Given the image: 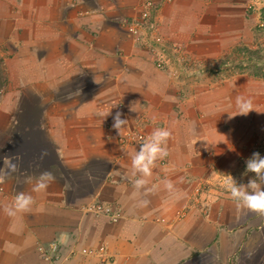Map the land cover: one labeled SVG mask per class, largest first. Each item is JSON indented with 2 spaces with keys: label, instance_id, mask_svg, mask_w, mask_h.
Returning a JSON list of instances; mask_svg holds the SVG:
<instances>
[{
  "label": "crops",
  "instance_id": "0c3cea01",
  "mask_svg": "<svg viewBox=\"0 0 264 264\" xmlns=\"http://www.w3.org/2000/svg\"><path fill=\"white\" fill-rule=\"evenodd\" d=\"M247 4L0 0V168L5 156L19 165L0 184V264H37V243L55 238L76 251L65 264H264V216L238 209L225 189L227 175L244 184L253 176L244 175L253 152L264 156V58L261 66L239 54L259 47ZM158 40L164 68L145 48ZM223 58L235 68L207 69ZM238 95L253 100L247 116H231ZM109 110L128 120L120 135L172 133L148 195L132 182L139 147L119 145L112 115H100ZM45 171L55 181L32 192ZM211 184L213 195L198 193ZM19 192L35 203L7 216L3 205ZM140 199L150 203L137 207ZM95 200L117 219L82 210Z\"/></svg>",
  "mask_w": 264,
  "mask_h": 264
},
{
  "label": "clouds",
  "instance_id": "9594fccd",
  "mask_svg": "<svg viewBox=\"0 0 264 264\" xmlns=\"http://www.w3.org/2000/svg\"><path fill=\"white\" fill-rule=\"evenodd\" d=\"M81 94V89L76 91ZM236 113L231 116H247L254 110L253 100L243 95H238L235 99ZM103 120L112 115L111 111L100 113ZM230 116V117H231ZM112 128L120 135L122 129L128 125V120L122 118V113L117 111L112 115ZM172 133L164 128L155 129L145 142H143L138 151L131 157V176L133 177V187L135 190L145 189L146 195L154 190L147 187L148 177H151L153 169L158 160H163L169 155L167 144ZM245 173H252L253 176L247 183H238L231 175H227L225 189L230 193L231 198L236 202L238 209H246L251 213L264 216V156L259 152H253L245 162ZM3 167L0 168V184H4L13 174L19 172L18 163L9 156L3 157ZM55 176L50 171L40 174L32 187V192L40 193L47 190L49 185L55 181ZM164 188L176 199L181 196L180 190L175 187L171 180L163 181ZM35 203L34 197L25 192L16 194L11 204L3 205V212L7 216H15L17 213H27L31 211ZM150 201L140 199L137 207H146Z\"/></svg>",
  "mask_w": 264,
  "mask_h": 264
},
{
  "label": "built area",
  "instance_id": "2783aa9c",
  "mask_svg": "<svg viewBox=\"0 0 264 264\" xmlns=\"http://www.w3.org/2000/svg\"><path fill=\"white\" fill-rule=\"evenodd\" d=\"M147 13H141L140 18L145 20L147 19ZM159 47L146 46L145 48L150 53V56L157 68H164L165 62L163 60V54L166 52L165 46H163L162 42L158 40ZM171 50L177 52V55H183L181 52V46L172 45ZM183 58V57H182ZM146 136L142 133H131L126 132L119 136V145L124 148L128 146H136L140 147V145L145 142ZM82 210L85 213H92L94 215H104L111 220H116L119 216V211L117 209H113V207L107 202H103L100 200L90 201L87 204L82 206ZM65 242L61 238H55L53 240L48 241L47 243H37L36 250L39 256V261L37 264H65L68 258L75 254V250L72 247L68 254L63 252ZM82 255H92L94 254L92 249L89 248H81L78 251Z\"/></svg>",
  "mask_w": 264,
  "mask_h": 264
},
{
  "label": "rangeland",
  "instance_id": "374dc122",
  "mask_svg": "<svg viewBox=\"0 0 264 264\" xmlns=\"http://www.w3.org/2000/svg\"><path fill=\"white\" fill-rule=\"evenodd\" d=\"M247 8H248V11H247V13H248L247 16L248 17L247 16L246 17L247 18H251L252 20H254V31H255V34H256L257 43H258L259 47L258 48H253L251 50L242 49L239 52V54L244 55L246 57L248 56L249 59H251V60L253 58L254 61L256 60L255 61L256 63L260 62V65L262 66L263 65L262 58H264V0H248ZM175 45L180 46L179 44H175ZM181 52L183 53L182 47H181ZM175 53H177V52H175ZM234 64H235L234 62H231L230 60H228L226 58H223L220 61H217L216 63H212L211 65L207 66V69H209V70H217V71L218 70H220V71L221 70H231V69L235 68ZM250 65H251V62H250ZM261 66H257V68L258 67L261 68ZM257 68H255L254 71ZM2 73H3V68L0 66V88H3V86L7 87V85H6L7 84V80H6V78H4L2 76ZM2 102H4V93L0 91V103H2ZM255 147H257V146L255 145ZM215 189H216L215 185L211 184V187H208V189L207 188H205L203 190L201 189V191H198V193L199 192L202 193L204 190H206V191H208V194L210 193V194L213 195ZM197 190H198V188H197ZM215 192H217V189H216ZM70 249H69V251H70ZM69 251H68V253H69ZM68 253H66V254H68Z\"/></svg>",
  "mask_w": 264,
  "mask_h": 264
}]
</instances>
